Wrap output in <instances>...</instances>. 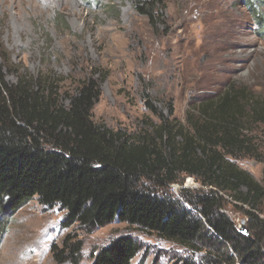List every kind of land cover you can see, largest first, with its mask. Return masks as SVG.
I'll list each match as a JSON object with an SVG mask.
<instances>
[{
	"label": "trees",
	"instance_id": "1",
	"mask_svg": "<svg viewBox=\"0 0 264 264\" xmlns=\"http://www.w3.org/2000/svg\"><path fill=\"white\" fill-rule=\"evenodd\" d=\"M131 1L150 19L162 3ZM246 5L263 36L264 0ZM4 69L0 63V213H14L36 197L65 211L63 228L93 229L118 219L203 252V264H264V219L256 211L264 200V177L257 181L230 159L258 155L244 131L264 125V97L246 85H226L196 101L194 114L186 115L187 129L173 125L146 98L159 122L152 134L132 136L93 121L97 81L84 82L64 105L48 90L52 85L44 88L48 80L41 87V78L20 75L10 83ZM181 174L195 176L201 188L169 192V184L182 183ZM223 194L235 205H250L248 235L225 212ZM2 231L0 226V237ZM139 249L132 236L121 235L101 247L91 264H132ZM51 250L58 263L82 264L76 236L66 235Z\"/></svg>",
	"mask_w": 264,
	"mask_h": 264
},
{
	"label": "rangeland",
	"instance_id": "2",
	"mask_svg": "<svg viewBox=\"0 0 264 264\" xmlns=\"http://www.w3.org/2000/svg\"><path fill=\"white\" fill-rule=\"evenodd\" d=\"M30 2L0 0L5 80L39 77L41 87L48 80L44 88L52 85L48 90L64 105L84 82L97 81L92 119L99 125L132 136L152 134L159 119L148 110L147 98L173 125L187 129L186 115L194 114L196 101L231 83L264 97V35L257 34L246 0H162L153 19L138 13L131 0ZM244 133L258 155L230 159L262 183L264 125H249ZM179 178L182 183L168 185L175 196L182 188H201L195 176ZM223 195L225 212L237 226L242 220L248 226L250 205H235ZM261 202L256 211L264 219ZM64 218L58 205L43 206L36 197L14 213H0V264H68L56 262L51 250L68 234L82 241V264H91L101 247L121 235L132 236L140 247L132 264H203V252L118 219L85 229L63 228Z\"/></svg>",
	"mask_w": 264,
	"mask_h": 264
},
{
	"label": "water",
	"instance_id": "3",
	"mask_svg": "<svg viewBox=\"0 0 264 264\" xmlns=\"http://www.w3.org/2000/svg\"><path fill=\"white\" fill-rule=\"evenodd\" d=\"M239 231L243 234V235H248V229H247V226L245 224V221L242 220L241 223H240V226H239Z\"/></svg>",
	"mask_w": 264,
	"mask_h": 264
},
{
	"label": "bare ground",
	"instance_id": "4",
	"mask_svg": "<svg viewBox=\"0 0 264 264\" xmlns=\"http://www.w3.org/2000/svg\"><path fill=\"white\" fill-rule=\"evenodd\" d=\"M29 1H31V2H41V3H43V4H46V3H48V2H50L51 0H29ZM62 2H67V3H69L70 2V0H61ZM30 2V3H31ZM33 4V3H32Z\"/></svg>",
	"mask_w": 264,
	"mask_h": 264
},
{
	"label": "built area",
	"instance_id": "5",
	"mask_svg": "<svg viewBox=\"0 0 264 264\" xmlns=\"http://www.w3.org/2000/svg\"><path fill=\"white\" fill-rule=\"evenodd\" d=\"M240 225H238V228H239Z\"/></svg>",
	"mask_w": 264,
	"mask_h": 264
}]
</instances>
